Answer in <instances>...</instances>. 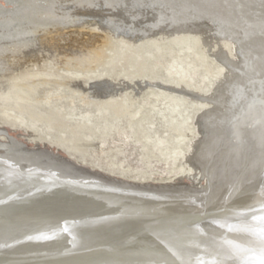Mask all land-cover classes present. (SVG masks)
Instances as JSON below:
<instances>
[{
	"label": "bare ground",
	"instance_id": "obj_1",
	"mask_svg": "<svg viewBox=\"0 0 264 264\" xmlns=\"http://www.w3.org/2000/svg\"><path fill=\"white\" fill-rule=\"evenodd\" d=\"M85 16L98 17L108 31L58 32ZM53 32L58 42L89 47L63 46L55 69L60 51L44 44ZM160 70L161 77L147 78ZM50 83L57 88L39 95ZM263 85L264 0H0V127L20 129L28 143L0 133V202L27 206L30 183L53 188L58 198L48 216L38 202L20 217L11 235L29 232L0 243V264H43L42 221L66 231L47 238L70 244L122 210L137 212L124 232L114 225L92 250L60 252L52 264H233L255 254L261 245L249 235L264 215V123L256 127L260 118L247 107L255 97L264 102ZM74 98L85 108L78 116ZM63 100L68 106L59 105ZM94 141L100 157L113 145L120 157L112 167L123 169L135 150L139 171L149 154V176L105 173L62 152H87ZM206 220L216 232L204 229ZM32 240L38 246L29 248Z\"/></svg>",
	"mask_w": 264,
	"mask_h": 264
},
{
	"label": "water",
	"instance_id": "obj_2",
	"mask_svg": "<svg viewBox=\"0 0 264 264\" xmlns=\"http://www.w3.org/2000/svg\"><path fill=\"white\" fill-rule=\"evenodd\" d=\"M117 33H119V32H117ZM125 36H127V35H125ZM263 89H264V85H263ZM174 90H176V89H174ZM177 91H181V90H177ZM183 92L187 93L188 95L194 96V94L192 92H189V91H183ZM260 92H263V91H260ZM254 99H256V100L251 102V105H249L247 107V113H249V112L251 114L256 113V115L258 116V119L260 118V121L256 122L255 126L261 127V124L264 123L263 122L264 102L260 96L255 97ZM257 107H259V108H257ZM261 116H263V117H261ZM261 121H262V123H261ZM11 140H13V139H11ZM43 150L51 153V151L47 148H43ZM59 158H62V157L59 156ZM61 160H65V159L62 158ZM66 161L71 162L68 160H66ZM73 165H74V163H73ZM75 169L80 170L81 173H86V174L92 175L94 177L102 178L104 180H112L111 177H109L103 173H100L98 171H91L89 169L80 167L78 165L75 166ZM119 181L115 180V182H119ZM30 184L25 185V186H28L29 189L32 191L29 193L31 197L28 199L29 201H27L28 202L27 206L13 205V206L9 207V205H7L5 202H3V203L0 202V203H2V204H0V243L4 242L6 240L13 239L12 236L20 237L24 234H27V232H29V231H25V229H20V230L17 229L16 232H14V234L11 235V230L13 229V227L17 228V225H14V224H16L17 221H19L20 217L25 212H28L29 210H33L31 208L34 207V205L37 204L38 202L40 203V211H41L40 215L44 214V215L48 216L49 215L48 212L55 209L56 207H57L56 209H58V205H57L58 198L54 199L53 188H51L49 186H45V184H41V185H39V184L30 185ZM25 186H23V187H25ZM38 191H40V192H38ZM73 196H74L73 198L78 197V195H73ZM79 199H82V198H79ZM79 199H77V200H79ZM83 202H85V199H83ZM55 203H56L55 208L51 207ZM79 204H81V203H79ZM78 208H80V205ZM136 213L137 212L134 210H122V211L116 212L112 215H109L107 217H104V219H101L100 222H97L95 224L93 223L94 226H89V228L85 230L86 232H84V230H81V233L79 234V236L77 235L76 239L75 238L73 239L75 241L70 243V244L66 243V242L65 243H62V242L55 243L54 238H56V237H48V238L46 237V233H49L51 231L58 238V236L63 235L66 232L64 228H63L64 230H58L56 228V224L53 222H50L49 220L40 222V233H41V235L42 234L44 235V237H40V243H39L40 244L39 245L40 246V252H37V254H39L38 257L40 258V263L44 264V262L46 261V263L52 264L54 262L57 254H59L60 252L61 253L64 252L63 255H68V250H71V249H73V252L71 254H79L78 252L79 251L81 252V250H83L82 248H85V251L92 250L93 247H95L97 245L96 242H97L98 238H96V237H99V235H101L102 233L109 231L108 229L113 228L114 225L117 228H113L112 230L116 229V231H123L124 232L128 227V225H127L128 219L131 218L132 215H135ZM201 225L204 227V229H206L207 232H209V231L211 232L212 230H214L216 232L217 227L215 226V224H213V221L206 220L204 223H201ZM262 225H264V221H261V219L259 218L255 222L256 229H254L252 232H250V235H249V237L253 243L257 242L259 245H261L260 247L257 246V252L255 254L251 252L252 253L251 255L246 253L245 256L247 255V258L244 257V258H242L243 260L241 259L239 261L235 260L236 262H234L233 264H259V261H260L261 256H262V250H264V241H262L260 238V228ZM37 242H39V241H37ZM50 242H52V243H50ZM27 244H29V246H28L29 248L30 247L33 248V246L34 247L38 246V243H36V240H32V241L28 242ZM32 255H34V254L31 253L30 256H32Z\"/></svg>",
	"mask_w": 264,
	"mask_h": 264
},
{
	"label": "rangeland",
	"instance_id": "obj_3",
	"mask_svg": "<svg viewBox=\"0 0 264 264\" xmlns=\"http://www.w3.org/2000/svg\"><path fill=\"white\" fill-rule=\"evenodd\" d=\"M82 29H84V30L96 29V31L99 33V35L100 34L103 35L104 32L108 31L106 29L105 25L100 23V19L98 17H93V16H87L86 17L85 16V17H82L77 23L72 24L71 27H67L64 30L61 29V31H58V32L61 33L63 31V32L67 33L69 31H82ZM114 34L117 35L118 33L115 32ZM56 35H58V33L57 32H53V33H51L50 36H48L46 38V41H44L45 42L44 44H45V46L47 48H49V45L51 44L50 47L56 48L58 50V52L60 51L59 55H57L56 58H54V56L52 57V58H54L53 59L54 60V64H57L55 69L58 68L59 66H61L59 63L63 59V56H62V53L64 54L63 50L70 49L72 47L71 49L74 50L75 52H81V51L86 49L85 46L87 45V44H85L83 42V40H80V41H78L76 43H73L71 45L70 44H65V43H62V42H58L56 38L52 39ZM111 36L114 37L113 34ZM84 38L86 39L85 36L83 37V39ZM128 38H130V37H128ZM130 39L136 40V39H134L132 37ZM63 46H64L65 49L63 48ZM87 47H89V46L87 45ZM54 55H56V54H54ZM162 74H163L162 70L158 71L157 73H153V71H151V72H147L146 76H147V78H150L152 76L161 77ZM198 80H199L198 77H196V79H195V81L193 83V87L197 86ZM200 86H201V89L204 90V89L209 87V83L207 81H205ZM51 87L57 88V85L55 83H50L46 87L42 86L40 88L39 95L42 96L44 94V92L51 90L50 89ZM140 87H141V90H143L145 92L149 89V86H147V85L145 86V84L141 85ZM73 102H74L73 105L75 107L74 114L76 116H78L79 114H81L85 110V108L82 105L81 100L79 98H74ZM68 104H69V100H63V101L59 102V105H63V106H66V105L68 106ZM189 116L190 117L193 116L191 110H190V115ZM143 125H144L143 127H147L148 126L147 123H143ZM119 127H120V125H119ZM143 127H142L141 131L144 129ZM0 133L4 134L5 136L9 137L10 139L19 140L22 144H24V145L26 144V146L28 147V145H27L28 143L25 140L21 139L23 134L20 133V129L19 130L11 129L9 126L4 124V125H2L0 127ZM144 133H145V131L140 132V136L139 137H143ZM160 134H161V132L159 133V135ZM115 139H116V133H115V129H114L113 131H110L109 135L107 136V141L111 143ZM96 148H97V141H94V142H91L90 145L87 146V149H88L87 152H81V153H77V155H73V154L69 153L68 152L69 149H66L65 147L62 148V152L65 153L66 155L72 156L76 160H84L86 163H88L91 166L100 167L102 169V171L105 172V173L115 172V174H118L120 171H122L124 169L125 171H128L129 175H132V176H141V175H143V177H148L149 176V173H147V168H149L151 165L148 164L147 161L148 160L149 161L153 160V157H151V156L149 157V154H148V156L146 155L147 159H144V160H147L146 163H143V165L140 168V170L137 171V170H134V167H133L134 166V161H133V159L137 158L139 156V152H136L135 150H131V151L129 150V153H132V156L129 157L130 160H129L128 164L126 163L124 168L122 169V168H120V167H118L116 165H113V167H112V163L109 162L110 160H114V162H117L118 158L120 157L119 155H115V151L113 149V145L112 144L109 145V148H108L106 154L103 155L102 157L98 156V154L96 152L97 151ZM169 152H170L169 150L165 151V153H169ZM59 153L61 154V151H59ZM166 157H167V155L160 156L159 157V163L155 167L151 168V172H153L155 174L161 172V167H163V165H162L163 164V159L166 158ZM102 171L98 170V172H100V173H103ZM153 178L162 179L158 175H154ZM198 181L200 182V179ZM160 184H164V183H160ZM200 186H201V183L199 184V186H197V188H199Z\"/></svg>",
	"mask_w": 264,
	"mask_h": 264
},
{
	"label": "snow or ice",
	"instance_id": "obj_4",
	"mask_svg": "<svg viewBox=\"0 0 264 264\" xmlns=\"http://www.w3.org/2000/svg\"><path fill=\"white\" fill-rule=\"evenodd\" d=\"M260 211L262 213H264V204L260 205ZM241 215H243V213H241ZM260 219H261V221H264V215H262L260 217ZM260 238L262 241H264V225H262L260 228ZM213 264H216V262H213ZM259 264H264V250H262V256H261V259L259 261Z\"/></svg>",
	"mask_w": 264,
	"mask_h": 264
}]
</instances>
